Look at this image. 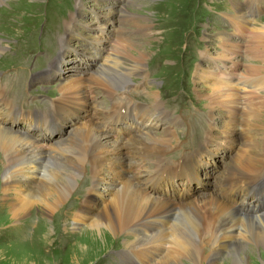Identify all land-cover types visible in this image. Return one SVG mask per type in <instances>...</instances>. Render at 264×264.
<instances>
[{"label": "bare ground", "instance_id": "obj_1", "mask_svg": "<svg viewBox=\"0 0 264 264\" xmlns=\"http://www.w3.org/2000/svg\"><path fill=\"white\" fill-rule=\"evenodd\" d=\"M253 1L255 0H248L249 12L255 10ZM99 11L102 14L117 13L116 22L120 25L111 29L113 32L123 30L121 25L129 20V15L126 16L127 11L123 7L118 9L113 4L103 5ZM245 16L231 18L243 37L248 35L245 33L246 22L250 25L253 21ZM69 20L66 23L64 35L60 38V46L68 41V36L73 31L75 15ZM96 26L105 28L102 22ZM144 27L145 30L139 28L136 33L145 35V31L149 32V26ZM124 35L131 39V34L126 30ZM258 36L259 33L255 39ZM206 37L208 38V35ZM115 38L116 41L111 44L107 42L108 38L105 36L94 38L89 58L93 62L91 70L86 72V76L78 78L70 76L69 79L62 81L59 86V95L50 106L52 114L45 119V122L41 114L30 113L32 111L13 112L9 109L15 98L6 96L7 84L0 82V154H3L5 158L1 160V163L8 164L3 165L2 168L4 184L2 190L8 201H11L8 208V211L11 210L9 216L16 220L28 216L35 208L41 209L47 216L57 213L63 205L65 206L76 189L82 177L80 173L85 166V169L87 167L92 169V174L95 175L93 186L88 194H91L92 189L107 176L117 185L112 199L105 204V207L96 206L91 196L90 201L81 204V208L76 211L75 225L80 222L90 225V231L86 230L83 235L89 239L91 247L100 242L103 245L104 235L105 238L107 236L114 238L116 235L122 236L127 233L126 255L134 259V264H153L154 262L178 264L182 259H188L189 263L179 264H217L219 257H223V253L226 254L227 250H232L227 257L228 262L232 259L229 264H250L248 260L250 255L260 260V264H264V215L254 217L239 211L244 208L238 204L237 192L238 188H251L259 178H264V155L256 151L257 138L252 136L244 143L249 134L243 133L240 125L247 116H250L244 112L243 107L247 106L245 109L250 108L257 115L259 109H264V96L260 95V92L264 90L263 86L259 85L257 95L253 94L254 88L257 87L255 81L259 80L248 77L252 76L251 74L240 72L239 65L243 59L248 58L247 55L245 56L241 52L243 50L235 46L232 36L222 35L221 52L216 53V59L219 60L216 66L219 69L216 70L213 69L215 67L204 64L196 69V90L208 102L207 111L212 133L213 129H219L215 126V124L218 125L217 119H219L215 112L218 109L216 103H219L222 104L220 113L228 118L225 130L237 131L239 139L232 152L223 157V159L226 158V163L221 170L213 175L211 164L208 170L203 171L202 180L213 184L214 187L204 186L191 196L182 197L183 186L179 183L173 184L176 180L172 178L181 175L187 168V164H191L186 173L190 178L195 167L200 163L199 160L203 156L207 159L214 152L206 149L202 152L203 154L199 153L194 158L193 156L187 158L184 155L178 164L182 161L185 163L179 165L178 169L165 168L168 167L165 154L173 146L175 127L179 125L181 117L172 116V113L165 109L159 94L153 91L147 92L152 96L150 104L134 102L130 95L131 85L136 84L135 77L144 78L148 70L144 65L146 60L144 63L139 61L147 59L148 49L137 46L127 38ZM2 42L0 40V54L6 49ZM202 55H207V52ZM209 55L213 56L208 52L207 56ZM250 56L253 59L259 56L264 58V48L255 50ZM116 70L121 73L110 78V73H117ZM249 71L255 72L251 67ZM202 79L204 80L203 89H199L200 86L197 83ZM262 82L264 78L263 81L260 79V83ZM135 87L138 88L137 85ZM205 89L211 91L207 99L203 94ZM101 91L112 99L111 106H105L99 101L98 95ZM120 91L123 92L119 93ZM241 95H244L245 102L241 100ZM81 104L85 105L87 111L77 115ZM15 112L29 113L31 119L40 118L42 121L31 126L33 132L27 128L20 129L19 125L23 122L27 125V121L24 119L25 121L14 123L11 119ZM71 112L76 113L78 118L70 120L67 126L66 121L71 118L67 113ZM61 119L66 131L60 136L58 134L62 132V128L57 121ZM215 121L217 123H214ZM255 126L261 127L260 124ZM195 127L192 126V129ZM155 128L161 131L160 135ZM35 130L40 131L42 135L34 133ZM55 135L58 136L54 137ZM211 136L212 134L208 137ZM212 145L215 146V144ZM261 165H263L262 168H260ZM200 169L198 168V175ZM193 180L196 179L193 178ZM221 180L230 187V194L225 199H222L217 191ZM170 182L172 183L169 184ZM204 182H202L203 185L207 184ZM191 188L196 189V186L193 185ZM179 195H181L180 198ZM191 214L193 215L190 216ZM178 216L182 225L177 223ZM244 228L247 229V234ZM93 229L105 232L100 240L97 239ZM194 234L195 237H193ZM188 236H191L190 240L185 238ZM247 237L248 242L262 248V257H258L257 252L254 255L252 248L246 249ZM168 244L170 247L167 246ZM205 247L211 250L208 255H205ZM83 249L89 250L90 246L86 249L83 246ZM217 250L223 252L219 253Z\"/></svg>", "mask_w": 264, "mask_h": 264}, {"label": "rangeland", "instance_id": "obj_2", "mask_svg": "<svg viewBox=\"0 0 264 264\" xmlns=\"http://www.w3.org/2000/svg\"><path fill=\"white\" fill-rule=\"evenodd\" d=\"M242 1L245 0H127L122 2L120 0H0V40L3 41L2 43L6 47L5 51L0 54V82L7 84L6 90L8 91L5 94L8 98L13 97L14 93H16L15 97L18 99L15 102L12 100V105L9 106V109H12L13 112L18 111L15 107L23 112L35 110L34 113H30L41 114V117L44 118L43 122H45V119L52 114L50 106L59 95V86L62 81L69 79L70 76L71 78L86 76V72L91 70L93 62L89 58L94 38L96 36H105L108 38L107 42L111 44L116 41L115 37L127 38L124 35V30H126L127 33L131 34V39L127 38L130 42L148 49L147 59L139 61L144 63V60H146L144 65L149 69L150 77H147L146 89L131 87L132 93L130 95H132L134 102L141 101L147 105L150 104L152 96L147 92L153 91L159 94L165 109L170 111L172 116H180L182 119L180 125L176 127L177 134H175L173 146L165 154V159L168 163V167L165 168L174 167L178 169L179 165L181 166V164L185 163L182 161L178 164L184 155L187 158L189 156L194 158L206 149L214 152V155L208 156L207 159H204L203 156L199 160L200 163L195 167L190 178L186 173L191 164H187V168L181 175H176L172 178L176 180L173 184L179 183L180 186H183L182 197H189L195 191L198 192V190L204 188L202 186V182H204L202 180L203 171L208 170L211 164L213 175L221 170L226 163V158L223 159V157L232 152L237 139H239L237 131L227 132L225 130L228 118L223 113H220L222 104L219 103H216L218 109L215 110L217 117H219L217 119L218 125L215 124V126L219 127V129H213L212 133L210 128L211 121H209L210 117L207 111L208 102L202 95L198 94L195 84L196 69L200 65L204 64L215 67L213 69H219L216 66L219 61L216 59V53L221 52L222 41L220 39L222 35L232 36L235 46L241 48L243 50L241 52L245 56L247 55L248 58L243 59L239 68L241 67L240 72L242 74H251L252 76L248 77H255L259 80L255 81L257 87L254 88L253 94L257 95L256 92L259 85L264 88V82L260 83V79L263 81L264 78V58L259 56L253 59L250 56L255 50L264 48V30L261 28L264 26V12L262 14L259 13L264 7V0L253 1L254 12L248 11V0L245 3H242ZM111 4L118 9L123 7L127 11L126 16L129 15V20L121 25L123 30L119 32L111 31V29L120 25V23L116 22L117 13L102 14L99 11L103 5ZM238 4L239 7L234 10L235 5ZM255 14H257L256 16L260 15L258 21L255 18ZM74 15L73 31L62 47L60 46V38L64 35L66 23ZM235 15H246L247 19H253L248 28L250 31L246 30L245 32L248 35L243 37L237 26L233 24L234 22L231 18ZM99 22H102L105 28L97 27L96 25H99ZM144 26H149V32L145 31V35L136 33L139 28L145 30ZM257 29L259 31H256ZM258 33L259 36L255 39ZM255 42L256 44L254 45ZM201 52H203L202 54L207 52V55L209 52L213 56H204ZM95 55L97 56V54ZM249 66L252 70H255L254 73L249 71ZM116 71L117 73L112 72L110 76L108 74L107 76L113 78L121 73L119 70ZM23 77L26 78L25 82L19 85L20 78L23 79ZM173 78L174 80H172ZM134 81L138 84L144 82L141 76L135 77ZM197 85L200 86L199 89H203L204 80H200ZM263 91L260 92L262 96H264ZM121 92L123 91L119 93ZM210 92L209 89L203 91L206 99ZM43 94L51 97L49 98ZM99 95L100 101L104 102L105 106H111L113 103L112 99L104 95L103 91ZM243 96L241 95V100L245 102ZM246 107L242 109L250 116H247V118L241 116L246 119L240 123L243 133L249 134L244 143L252 136L256 137V151L258 150L259 154L264 155V109H259L260 112L258 110L257 115L252 109H245ZM78 110L79 113L77 115L84 114L87 111L85 105L82 106V104ZM23 112L13 113L14 116L11 120L14 123H19V121H25L24 119H26L27 125L23 122L19 125V128H27L33 132L31 126H34L41 119H31V114ZM67 115L71 116V118H68L69 120H77L76 118H78L76 113L73 112L67 113ZM193 119L195 120L194 122ZM217 121L214 123H217ZM190 122L191 126L195 127L196 125L195 129H192L194 130V132L192 131L194 133L192 142H190L189 134L191 129ZM8 124L10 125L11 122L9 121ZM57 124L62 128L60 134L64 135L66 127L62 124V119L58 120ZM256 124H260L261 127H256ZM155 131L158 135L161 134L158 128H155ZM126 132L124 131V133ZM34 133L39 134L40 131L35 130ZM209 133L212 134L210 138L208 137ZM196 143L197 145L195 146ZM212 144H215V146ZM195 147L196 150L192 151ZM33 157L36 156L33 155ZM3 159H5L4 155L0 154V264L135 263L132 257L126 255L128 250L126 246L128 243L127 233L122 236L116 235L114 238L109 236L105 238L104 231L93 229L97 239L100 240L104 235L105 242L103 245L100 242L98 245L91 247V242L83 235L86 230L90 231L89 223L80 222L75 225L76 211L81 208V204L89 202L91 196L98 207L101 206L103 208L106 206L105 204L110 202L117 185L108 178L109 176L105 177L93 188L91 194H88L93 186L95 175L92 174V169L88 167L85 169L84 166L83 172L80 173L82 177L76 189L72 192L65 206L63 205L57 213L47 216L41 209L35 208L30 211L31 213L28 216L14 220L15 218L9 216L11 210L8 211L11 201H8L2 190L4 187L2 183V168L3 165H8L6 162L4 164L1 163ZM174 164L176 166H171ZM198 168H201L200 172L203 173L200 174L199 172L198 175ZM193 178L196 180H193ZM221 181L217 191L220 197L225 199L230 187L229 184H226V182L224 184ZM196 182L198 184L194 185ZM256 183L257 186L251 191L242 192V189L239 190V194L242 192L239 196V201L245 207L251 206L247 207L244 213L254 217H258L264 211V178H259ZM22 185L24 186L25 184L23 183ZM193 185L196 186V189L191 188ZM204 186L206 188L214 187L211 183L204 184ZM180 196L178 197L180 198ZM177 223L182 225L179 216ZM244 230L247 234V229L244 228ZM188 237L185 238L190 240L191 236ZM193 237H195V234ZM246 244L247 250L252 248L253 254L257 252L258 257H262V248L248 242V237ZM83 246L85 249L90 246V249L84 251ZM167 246L170 247V244ZM194 246L197 247L196 245ZM204 249L205 255H208L211 251L208 247ZM256 249L257 251H255ZM218 252L222 253L223 251ZM231 252L232 250H227L226 254L224 252L223 257H219L217 264H229L232 259L228 262L227 257ZM182 260V263H189L188 259ZM248 260L250 264L261 263L260 260L258 261L251 255ZM153 264H156V262Z\"/></svg>", "mask_w": 264, "mask_h": 264}, {"label": "crops", "instance_id": "obj_3", "mask_svg": "<svg viewBox=\"0 0 264 264\" xmlns=\"http://www.w3.org/2000/svg\"><path fill=\"white\" fill-rule=\"evenodd\" d=\"M233 18H241V15H236V16H233ZM248 23L246 22V24H245V30H247V27H248ZM261 28H263V27H261ZM260 29V28H259ZM243 30V29H242ZM258 30V29H257Z\"/></svg>", "mask_w": 264, "mask_h": 264}]
</instances>
